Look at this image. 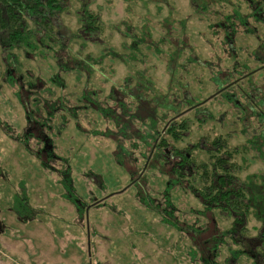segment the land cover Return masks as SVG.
Listing matches in <instances>:
<instances>
[{
	"label": "rangeland",
	"instance_id": "obj_1",
	"mask_svg": "<svg viewBox=\"0 0 264 264\" xmlns=\"http://www.w3.org/2000/svg\"><path fill=\"white\" fill-rule=\"evenodd\" d=\"M68 1L65 23L75 30L81 1ZM87 1L90 10L101 16L104 27L99 44L89 43L83 53L96 61L103 56L102 61L98 60L101 63L90 79L81 75L78 80L73 75L67 79L65 91L57 90L53 98H62L67 109L83 107V93L92 90L96 102L106 106L113 86L119 90L129 74L145 70L149 82L138 89L145 100L134 103V97L126 99L133 102V113L144 115L141 120L136 117L128 131L131 138L124 140L110 135L119 132L121 121L105 119L94 105L79 111V122L70 111L59 113L53 127L64 126L54 140L57 153L71 167L77 197L72 203L63 184L66 162L53 161V169L45 170L36 156L40 142L31 139V150L19 142L28 123L16 90L4 82L0 48V119L12 129L6 134L7 130L0 128V264H204L203 258H211L216 264L247 263L244 255L235 260L231 252L256 244L253 238L262 224L254 214L243 236L239 225L233 234V219L220 210H205L183 182V188L175 185L170 192L176 228L163 221L167 220L163 214L139 202L133 180L144 178V183L147 178L150 197L162 201L167 182L176 178L168 175L171 166L158 162L153 167L158 161L157 149L141 138L150 134L151 118L147 117L151 111L152 119L158 121L159 138L170 140L167 131L171 120L191 121L178 147L199 145L194 152L196 161H211L210 142L215 143L218 136L227 137L234 158L231 161L240 163L241 183L250 181L251 192L259 199L264 196L260 188L264 146L250 142L263 128L255 119H248L246 110L242 114L235 108L237 98L247 102L242 94L236 96V89L241 85L244 91L251 86V79L264 94V0H208L205 10L201 0ZM236 13L244 16L246 24L233 20L236 32L229 44L225 18ZM223 22L225 26L220 27ZM135 39L141 40L133 46ZM71 49L78 51L79 45ZM133 51L134 59L129 56ZM16 54L24 65V75L28 70L49 82L58 70V59ZM107 77L109 83L103 84ZM221 81L227 87L221 89ZM46 85L55 90L52 84ZM250 90L254 93V88ZM166 93L169 97L164 101ZM226 94L231 95L232 102L225 99ZM156 100L162 103L155 107L153 116ZM209 111L216 119L206 123L197 120L204 119ZM196 112H200L198 117ZM90 131L102 134L89 135ZM118 144H123L129 154L133 152L131 160L117 158ZM222 153L225 155L224 149L218 155ZM26 205L31 207L29 215L22 211L29 209ZM256 209H262L260 201ZM217 237L223 243L215 258L212 254ZM192 249L197 251L196 260L190 256Z\"/></svg>",
	"mask_w": 264,
	"mask_h": 264
},
{
	"label": "trees",
	"instance_id": "obj_2",
	"mask_svg": "<svg viewBox=\"0 0 264 264\" xmlns=\"http://www.w3.org/2000/svg\"><path fill=\"white\" fill-rule=\"evenodd\" d=\"M80 1L79 27L72 30L70 25H66L64 18L70 10V3L68 0H0V48L3 52L1 59L4 63V71L2 72L4 82L16 90L15 95L24 110V117L28 123L23 134L19 135V142L24 146L26 145L29 150H31L29 147L31 139L40 142L39 146H41V148L38 150L36 156L41 159L39 162H41L40 164L45 170L53 169L51 167L53 161L56 162L60 160L66 162L68 178L64 171V174H62L63 177H65L63 184L66 188L67 195H69V200L72 203L76 201L77 197L75 194L76 188L71 177V167L67 164V161L57 153L56 140H54V137L59 136L58 130L60 126H64L56 125L55 128L53 127L56 118L60 117L59 113L70 111V115L77 117V122H79V111L82 109L87 110L94 105L105 119L110 121L115 117L116 121H121L122 126L119 132H112L110 135H113L115 138H123L124 140L130 139L131 136L128 131L131 129L129 128H132L135 123L134 120L137 118L141 120L144 113L139 115L133 113L131 109L133 107V102L129 103L126 99L134 97L132 98L135 99L134 103H138V100L139 103L143 102L145 97L139 95L138 89L140 90L141 86L147 84L146 82L148 80L145 75V70H143V72L138 70L135 71L134 74H129L123 81L119 90L116 89L115 86L110 89L111 94L106 100V106L103 105V103L99 105L96 102L94 97L97 95L92 90H85L83 93V107L77 106L67 109L68 106H66L62 98H53L57 90L65 91L68 86L67 79L72 78L73 75H75L78 80H80L81 75L85 76L86 80L90 79L94 75L97 66L101 63H98V60L102 61L103 56L99 57L97 61L92 55V57L90 55L84 57L83 52L89 47V43L99 44L101 41L100 36L103 32L104 24L101 16L90 10L87 0ZM125 1L132 2V0ZM201 1L204 2V10L207 9L208 0ZM130 7L131 5H128L129 9ZM129 13L131 14L132 12ZM236 19L240 22V25L244 26V24H246L244 16L236 13L234 16L229 15L225 18V22H228L229 25L225 22L219 25L223 27V25L226 24V37L228 43L233 39L236 32V25L233 23V20ZM140 40L141 39H139V41ZM139 41L135 39L133 46L139 43ZM73 45H79V50L74 51V49H71ZM17 52L23 53L28 57L38 55V57L40 56L44 60L48 57L58 59V70L49 78V82L42 76L29 72L28 70H25L26 74L24 75L22 73L24 65L21 58L16 54ZM129 56L134 59L136 54L133 51ZM99 70L101 71L100 68ZM104 76L105 75H103V77ZM228 78H231V76ZM109 80L108 77L105 80L103 78V84L109 83ZM250 81L249 84L251 86L248 85L244 88V91L241 85L236 89L238 92L236 96L242 94L247 102L241 99L238 100L237 98L235 108L241 109L242 114L246 110V112L249 113L248 119H255V121L262 126L263 130H259L260 133L258 137H253L250 142H261V145L264 146V94L262 93L263 90L253 86L254 82H252V79ZM48 83H50V85L52 84L55 90L48 88L46 85ZM219 84L221 85V89L227 87L224 81H221ZM253 88L254 93L250 90ZM171 89L173 90V87ZM246 89L250 91L246 92ZM119 95H121L122 98H120ZM163 95L162 97L165 101L169 96L167 93ZM225 99L228 102H232L233 100L230 94H226ZM111 102L112 105H108ZM161 103L162 101H155L153 116H155L156 113L155 107L161 105ZM209 112V114L205 115L204 119L200 120L197 118V120L206 123L210 119H216L214 114L211 111ZM198 113L200 112L195 113L196 117H198ZM61 116L64 115L61 114ZM149 118H151L150 134L149 136H141V138L146 145H149L151 142V147L153 148L155 146L157 149L156 156L158 161H156L153 167L156 168L155 165H157L158 162H161L162 165L165 164L166 167L171 166L168 175L175 176L176 178L167 182L168 185L166 186L162 201H155L150 197L151 187L147 184L148 179L146 178L143 183L144 178H135V180L134 176L133 183L136 184L134 186L136 188V197H138L139 202L148 209L154 210L158 214H163L164 218H167V220L163 219L164 222L166 221L170 225L179 228L177 222L175 223L172 221L175 208L172 205L170 192L175 185L180 184L181 186L183 182H186L188 191L190 190V192L202 202L205 210H220L225 216L233 219V234L238 232L235 227L239 225L241 227L239 231L240 236H243V233L248 230L247 225L249 223V218L254 214L262 224L259 228L258 235L253 238V240L257 241L256 244L254 246L244 245L245 249L243 251L233 250L231 253L233 257H236L235 260H237V257L244 255V257L248 259V262L245 264H264V196L259 199L257 194L251 192L252 185H250V181L247 180V182L241 183L239 175L241 171L240 163L236 160L234 162L231 161L234 158L232 159L233 155L228 150L230 149L229 146H227L228 138L216 137L213 140L215 143L210 142L211 145L208 147L210 151H212L209 154V159L211 161L199 162L194 159V152H196L199 145L185 147L184 149L178 147V143L184 140L187 129L191 126V121L189 119H182L181 121H175V119L171 120L167 131L170 140H167L165 137L159 138L160 132L157 130L158 121L155 120V118L152 119L151 111H149L147 119ZM0 128H3L4 131L7 130L5 131L6 134H11L10 131L12 129L8 124L5 126L1 119ZM95 133L101 135L102 131H90L89 135H94ZM117 148L116 152L119 154L116 155L119 160L120 158L131 160V154L133 152H131V154L126 152V147L123 146V144H118ZM242 148L246 149L245 146ZM223 149L225 155H223V153V156L218 155ZM233 151V153L238 154V150ZM55 171L56 170H54V172ZM138 171L139 170H136L133 174L136 175ZM260 188L264 189V181ZM255 199L258 200L255 201ZM258 201H260L262 205L260 211L256 209V203H258ZM22 205L25 206V203H22ZM26 206H28L29 209L24 207L22 211L25 215H29L31 214V207H29V205ZM19 214L21 215L20 212ZM199 232L201 231L198 230L197 233ZM244 238H247L245 234ZM235 239L237 238L235 237ZM238 241L241 243L240 240ZM215 242V252H213L212 256L216 258L218 257L217 249L221 246L223 240H221V237H217L215 238ZM190 256L192 260H196V249L191 250ZM202 260L204 264H216V261H212L211 258H203Z\"/></svg>",
	"mask_w": 264,
	"mask_h": 264
}]
</instances>
